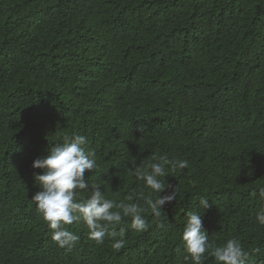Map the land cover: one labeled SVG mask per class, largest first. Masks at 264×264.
I'll return each mask as SVG.
<instances>
[{
	"label": "trees",
	"instance_id": "16d2710c",
	"mask_svg": "<svg viewBox=\"0 0 264 264\" xmlns=\"http://www.w3.org/2000/svg\"><path fill=\"white\" fill-rule=\"evenodd\" d=\"M74 135L95 152L89 187L116 203L146 207L130 168L187 160L164 178L161 195L177 187L176 199L159 218L144 213L146 231L125 217L98 244L81 220L67 226L76 245L58 248L30 199L32 164ZM260 187L264 0H0V264H191L181 237L192 211L210 241L235 238L247 264H264Z\"/></svg>",
	"mask_w": 264,
	"mask_h": 264
},
{
	"label": "clouds",
	"instance_id": "9594fccd",
	"mask_svg": "<svg viewBox=\"0 0 264 264\" xmlns=\"http://www.w3.org/2000/svg\"><path fill=\"white\" fill-rule=\"evenodd\" d=\"M86 143L87 137L83 135H74L71 139L65 137L64 142L52 147L46 157L38 158L32 164L34 169L42 171L34 175L39 191L30 199L51 230V240L58 248L68 251L76 245L80 237L69 231L67 226L77 221L84 222L89 239L98 244H103L106 236L116 237L117 232L110 229H115L125 217L131 218L132 230L146 231L148 223L144 213L150 211L153 217H161L164 206L172 203L178 194L175 187L169 194L161 195L171 187L164 182L167 173H175L189 167L187 160L169 159L164 156L144 167L130 168L129 174L137 181H142L144 187L149 190L148 198L144 201L146 207L131 202L133 195L125 197L129 203H116L105 198L101 184L93 183L89 187L86 182L85 173L93 172L98 167L95 152L86 149ZM83 192H88L89 195L86 199L81 197L78 201V193ZM259 197L264 198V187L259 188ZM199 207L208 209L209 200L201 197ZM114 208L117 210L113 211ZM186 217L181 237L185 262L204 264L205 253H208L214 257L216 264H247L250 254L237 239H228L223 245L217 246L210 241L208 232L203 228V215L192 211L186 213ZM256 221L260 226H264V207L256 213ZM123 231L121 229V235ZM124 243L123 239L116 240L113 247L119 250Z\"/></svg>",
	"mask_w": 264,
	"mask_h": 264
}]
</instances>
